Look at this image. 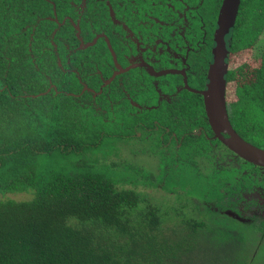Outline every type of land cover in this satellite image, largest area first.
Returning a JSON list of instances; mask_svg holds the SVG:
<instances>
[{
  "label": "trees",
  "instance_id": "16d2710c",
  "mask_svg": "<svg viewBox=\"0 0 264 264\" xmlns=\"http://www.w3.org/2000/svg\"><path fill=\"white\" fill-rule=\"evenodd\" d=\"M222 4L0 0V264H264V222L246 224L231 217L239 213L240 203L232 194L259 184L242 180L243 173L235 168L243 166L250 174L259 168L243 159L234 163L237 155L214 138L202 96L186 91L164 113L163 108L131 112L137 108L123 102L121 108L117 90L110 99L116 110L105 98L97 105L73 95L81 87L72 72L76 57L85 75L113 64L106 41L76 52V23L82 36L109 32L121 54L133 29L153 27L154 44L162 45L170 40L169 32L180 31L188 18L197 16L196 31L202 35L203 18L213 32ZM67 16L76 23L60 26L51 19L64 22ZM145 35L149 38L147 30ZM263 36L264 0H240L236 24L227 36L228 112L236 132L264 149V49L260 59L252 57ZM208 59L212 56L204 48L195 63L204 79ZM62 72L72 74L74 81L58 76ZM120 108L122 116L161 118L172 132L190 133L181 147L173 141L175 154L158 157L163 172L156 181L163 178L181 208L145 198L136 183L127 186L130 171L140 174L144 167L124 161V172H116V162L102 164L91 153L108 145L107 140L121 138L112 122ZM130 128L134 126L127 134ZM156 141L166 149L169 139L157 135ZM142 176L158 187L154 173Z\"/></svg>",
  "mask_w": 264,
  "mask_h": 264
},
{
  "label": "flooded vegetation",
  "instance_id": "af4514ba",
  "mask_svg": "<svg viewBox=\"0 0 264 264\" xmlns=\"http://www.w3.org/2000/svg\"><path fill=\"white\" fill-rule=\"evenodd\" d=\"M85 10L86 5H84L82 9L80 8L81 13H85ZM219 15L217 20L218 26ZM51 19L58 22L60 26L69 20H71L73 23H76L72 16H67L64 19V22H60L58 18ZM194 19H197V16L188 18L186 20V26L182 27L180 31L174 30L172 33L169 32V36H171L170 40H164L162 42V45L166 43V46H162L161 43L154 44V38H152V36H154L153 27L145 29L147 30V35L150 39L146 37L144 29H133L129 33L130 37L122 42L123 45L121 48V54H118V51L115 50L111 40L112 35L109 32H95L93 38H90L88 35L82 36V28L80 24L76 23L75 27L77 29L78 39L80 40V46L75 49L77 53L78 51L90 50L92 47H97L102 42H107L108 38L112 43L117 58H115L113 51L107 42L113 56V59H111L113 60L112 65L107 68H98L96 72L87 73L85 75V71L81 70L77 64L76 68L72 69V72L76 74L81 87L80 92L73 95L82 99L84 96H86L88 99L93 100L97 105L98 102L95 101H101L105 98L111 102V104H113V109H115L116 104L110 99L112 98L111 94L117 90V94L119 93L120 95L121 93L122 96L121 101L117 102L118 106L121 108V102H123L125 105L128 104L137 108L131 110V112H154V110L163 108L162 110L165 113L169 108L175 107V105L179 103L177 100L179 96H182L186 91L193 93L187 90V83L194 90L199 92L205 91L209 84L210 70L215 63L214 51L217 47L216 32L218 30V26L213 32H211V29L213 30V25L210 23L208 31L205 20L201 18L200 23L203 24L202 26L200 25V27L203 33L200 35L195 29L196 23L194 22ZM78 27L81 28V32ZM58 31L59 28H56L54 34H56ZM134 31L139 32V34ZM211 35L212 39L207 40L211 37ZM227 36L225 40L228 50L230 47L228 46ZM257 46H259V43H257L254 47L252 55L253 59L256 60L260 59L261 57H255V50ZM204 48L206 49L208 56H212V60L210 61L208 59L206 64V66H208V70L205 79L204 76L198 72V69L195 66V63L198 62L197 58L199 54L203 52ZM229 53L230 52L228 50V56L226 59V64L228 66V73L226 75V99L227 83L229 80H231H228L230 70V64L228 60ZM77 59L78 57H76V60ZM109 63L110 62H108V64ZM60 65H62L61 62ZM203 70H205V68H203ZM164 72L168 74L160 75ZM146 74L150 77L146 76ZM139 76L145 80H141L138 78ZM175 77H177V79H175ZM206 80L208 81L207 83H205ZM204 87H206V89H203ZM98 108H103V106L100 105ZM121 108L119 109L118 113L120 116H116L114 121H112L115 124H117V122L120 123L122 120L121 116L123 110ZM160 119L161 118H154L153 120H149L146 118L134 120L132 125L135 126V128H130L131 133L124 135L126 139H134L135 141L140 142L139 144L141 147L132 151L134 154H148L146 149L140 150L141 148H145L144 143L141 141H148L152 138L154 139L155 133L161 136L162 139H169V141L165 144L167 150L173 146V141H176L177 143L179 142L180 144H178V146L181 147L183 143L182 140H185L186 136L190 135V133L179 134L178 132H172V129L164 126V124L160 122L163 121ZM124 125L125 121L123 122V126ZM202 129L203 128H201V130ZM224 135L227 137V134ZM214 138L219 139L216 137V134ZM236 159L238 161L241 158L237 155ZM258 168L259 169H254L255 171H253L252 174H249L246 169L242 170L241 168H235L236 171L240 170L243 173V177L241 178L242 180L248 181V183L255 181L259 183L255 186V188H246L241 190L240 194H232L235 195L241 202H246V197L248 194L255 193L257 190H264V168ZM228 193L229 192H226V194Z\"/></svg>",
  "mask_w": 264,
  "mask_h": 264
},
{
  "label": "rangeland",
  "instance_id": "374dc122",
  "mask_svg": "<svg viewBox=\"0 0 264 264\" xmlns=\"http://www.w3.org/2000/svg\"><path fill=\"white\" fill-rule=\"evenodd\" d=\"M263 49H264V36L261 42L259 43V46H257L255 50V57L261 56ZM79 61H80V58L77 59L76 65L79 63ZM50 72L52 73L51 69H50ZM62 74L63 72L58 73V76H61ZM63 75L66 76L65 77L66 81H69V80L74 81L72 79V77H74L72 74L67 76V74L64 73ZM146 76L150 77L147 74ZM138 78H140L141 80H145L141 76H139ZM77 83L80 84L79 80H77ZM124 121H125V125L123 126ZM133 123H134V117L131 118L129 113L127 116H122V120L120 121V123L117 122L118 129H120V132H121V138L107 140L108 145L103 146L98 151H95V152L92 151L91 153L97 154V157L101 161L102 164L110 165L112 162H116L118 165L113 167V170L116 172H124L122 171L124 168V161H127L126 164H134L137 166H142L144 167L142 172L154 173V177L156 181L157 177L159 178L160 173L163 172L161 169V164H160L161 159L158 157L160 155L164 156V154H175L174 145L170 147L168 150L165 149L164 146H160L159 143L156 141L157 133H155L154 139L152 138L148 141H141L144 143L145 148H141L140 150L146 149L148 154H134L132 151H134L136 148L141 147L139 144L140 142H137L134 139H126L124 137V135H127L126 130ZM111 130L114 131L113 128H111ZM187 152L190 153L189 151ZM188 153H184V154H188ZM226 161L228 163L233 162L228 157ZM235 163H237L236 159H235ZM167 169H170V168L167 167ZM241 169L245 170L247 168L241 166ZM237 171L240 172V175H241V171L240 170H237ZM142 172H139L140 174H138L137 171L136 172L130 171L128 180H127V186L129 187L132 183H136L134 187L142 196H144L145 198H148L149 200H153V201L155 199L160 205L164 207H167V206L168 207L176 206L177 208L182 207V202L177 201V198H178L177 195L165 189L164 180L162 177L160 179L161 181L159 182L156 181L158 184V187L154 188V186H152L151 183L145 182V179L142 176ZM134 174H136L137 176L133 177ZM263 175H264V172H263ZM246 198H247L246 202L240 201V203L236 206V209L238 210L239 215L233 212L232 213L233 217H236L238 220L242 221V223H246V224H260L264 222V190L263 189L257 190V192L255 193L248 194ZM187 211H189V209H186V213ZM249 231L252 234L253 230H249ZM256 234L259 235L257 232H255V235ZM257 235L255 237H258ZM254 242L255 240H253L251 244L254 245L255 244ZM196 255L197 257H199L201 254H196Z\"/></svg>",
  "mask_w": 264,
  "mask_h": 264
},
{
  "label": "water",
  "instance_id": "95a60500",
  "mask_svg": "<svg viewBox=\"0 0 264 264\" xmlns=\"http://www.w3.org/2000/svg\"><path fill=\"white\" fill-rule=\"evenodd\" d=\"M239 4L240 0H223V6L219 15V26L216 32L217 47L214 51L215 63L210 70L207 89L199 92L192 89L187 83V90L203 96L207 116L216 137L240 158L255 166L264 168V149L246 141L236 132L230 121L227 108L226 75L228 73V66L226 59L228 50L225 38L235 26ZM78 29L81 32V28L78 27ZM107 42L115 58H117L112 43L108 38ZM166 74L168 73L164 72L160 75ZM224 134H227V137Z\"/></svg>",
  "mask_w": 264,
  "mask_h": 264
}]
</instances>
